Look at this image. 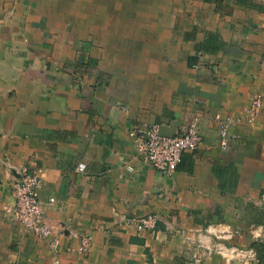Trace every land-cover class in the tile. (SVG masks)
I'll return each mask as SVG.
<instances>
[{
    "label": "crops",
    "instance_id": "0c3cea01",
    "mask_svg": "<svg viewBox=\"0 0 264 264\" xmlns=\"http://www.w3.org/2000/svg\"><path fill=\"white\" fill-rule=\"evenodd\" d=\"M262 91L264 0H0V264H242L206 245L264 239V99L228 148L213 118ZM194 119L173 174L136 157L132 127ZM32 164L55 249L6 210ZM151 213L154 229L124 222Z\"/></svg>",
    "mask_w": 264,
    "mask_h": 264
},
{
    "label": "built area",
    "instance_id": "2783aa9c",
    "mask_svg": "<svg viewBox=\"0 0 264 264\" xmlns=\"http://www.w3.org/2000/svg\"><path fill=\"white\" fill-rule=\"evenodd\" d=\"M264 99V91L256 93L250 101L248 111L245 115H214L213 122L218 130L219 142L222 148H228L232 141L238 136L235 127L240 124H254L260 115ZM136 157L150 164L160 172L173 174L182 159L185 151L196 149L202 142V136L198 128L197 119H194L185 129L176 134L164 133L159 123L146 122L141 126H134L129 131ZM84 164L79 169L83 170ZM44 168L41 165L32 164L24 166L19 170V177L14 184L15 201L7 206L6 210L10 217L19 222L24 228L38 238L49 240L55 249L58 247L60 237L53 224L48 220L40 190L43 185ZM264 198V196H263ZM50 202H55V197L50 196ZM158 216L147 214L143 216L125 217L124 222L134 223L139 230L154 229ZM216 238H227L231 236L229 230H222L215 224L208 225L205 234ZM227 234H229L227 236ZM199 236V235H198ZM93 237L90 233L80 236L77 252L87 254L91 250ZM199 246L203 242L198 239ZM218 247L206 245L208 252L219 251L230 259H237L242 264L251 263L256 257L253 247L240 244L228 245L221 242ZM197 252V251H196ZM55 264H62L59 254H56Z\"/></svg>",
    "mask_w": 264,
    "mask_h": 264
},
{
    "label": "trees",
    "instance_id": "16d2710c",
    "mask_svg": "<svg viewBox=\"0 0 264 264\" xmlns=\"http://www.w3.org/2000/svg\"><path fill=\"white\" fill-rule=\"evenodd\" d=\"M252 245L256 250V261L253 264H264V239H257Z\"/></svg>",
    "mask_w": 264,
    "mask_h": 264
},
{
    "label": "rangeland",
    "instance_id": "374dc122",
    "mask_svg": "<svg viewBox=\"0 0 264 264\" xmlns=\"http://www.w3.org/2000/svg\"><path fill=\"white\" fill-rule=\"evenodd\" d=\"M228 238V237H227ZM217 239H223V238H217Z\"/></svg>",
    "mask_w": 264,
    "mask_h": 264
}]
</instances>
